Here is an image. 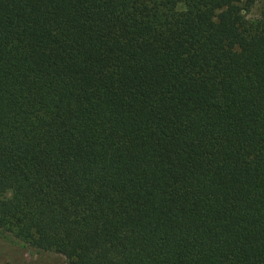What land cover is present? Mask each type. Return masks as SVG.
<instances>
[{
    "label": "trees",
    "instance_id": "trees-1",
    "mask_svg": "<svg viewBox=\"0 0 264 264\" xmlns=\"http://www.w3.org/2000/svg\"><path fill=\"white\" fill-rule=\"evenodd\" d=\"M255 0H0V229L67 264H264Z\"/></svg>",
    "mask_w": 264,
    "mask_h": 264
},
{
    "label": "rangeland",
    "instance_id": "rangeland-1",
    "mask_svg": "<svg viewBox=\"0 0 264 264\" xmlns=\"http://www.w3.org/2000/svg\"><path fill=\"white\" fill-rule=\"evenodd\" d=\"M246 0H242V3ZM248 16L264 13V0H255ZM0 264H67L65 259L53 252L40 251L19 241L11 233L0 229Z\"/></svg>",
    "mask_w": 264,
    "mask_h": 264
}]
</instances>
